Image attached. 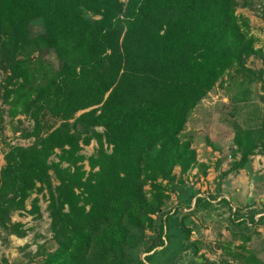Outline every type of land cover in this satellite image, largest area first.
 Returning <instances> with one entry per match:
<instances>
[{
    "label": "trees",
    "instance_id": "16d2710c",
    "mask_svg": "<svg viewBox=\"0 0 264 264\" xmlns=\"http://www.w3.org/2000/svg\"><path fill=\"white\" fill-rule=\"evenodd\" d=\"M121 1L0 0V68L8 73L0 112V140L7 146L0 227L24 237L5 225L7 219L24 211L32 195L46 192L51 237L37 247L38 264H129V252L141 246L146 256L138 264H154L168 244L167 219L152 218L167 199L162 182L171 181L174 168L185 174L196 163L190 140L181 137L188 115L230 69L262 82L261 72L256 76L245 67L247 58L261 52L249 21L236 14L235 0ZM259 16L264 25V7ZM35 20L49 43L72 47L58 70L33 57L41 53L32 42ZM2 113L32 121L22 135L32 145L5 142ZM47 116L61 124L45 132ZM255 126L242 130L233 124L239 160L231 171L243 169L264 144V116ZM91 137L100 149L86 158L80 144ZM53 156L57 163L50 162ZM38 202H31L30 215L39 213ZM211 208L196 198L191 212ZM262 213L251 209L244 217L234 211L228 221L262 225ZM183 232L188 241L189 231ZM199 244L186 248L196 255ZM233 261L262 264L254 256Z\"/></svg>",
    "mask_w": 264,
    "mask_h": 264
},
{
    "label": "rangeland",
    "instance_id": "374dc122",
    "mask_svg": "<svg viewBox=\"0 0 264 264\" xmlns=\"http://www.w3.org/2000/svg\"><path fill=\"white\" fill-rule=\"evenodd\" d=\"M235 1L236 14L249 21L250 36L255 40L254 48L261 52V55L247 58L245 67L256 76L261 72L262 82L247 77L235 68L230 69L188 115L181 137L184 141L190 140L191 148L196 154V163L185 174H181L178 167L174 168L171 181L162 182L167 199L163 201L159 216L152 218L167 219L168 244L164 252L156 254L154 264H201L204 260L215 264L227 260L228 264H239L233 261V256L238 259L254 256L264 264V223L236 226L237 223H245L246 218L234 223L228 221L234 211L245 217L249 210L258 209L262 210L261 216H264V144L256 148L243 169L230 170L232 164L239 160V155H234L236 145L233 124L242 130L252 129L264 116V25L259 16L264 0ZM121 2L125 3L126 0ZM35 21L30 26L32 42L41 53L33 57L58 70L60 62L69 56L72 47L49 43L44 36L42 24ZM7 76L8 73L0 68V112L5 110L3 86ZM238 98L243 99L237 100ZM2 114V137L5 142L10 146L32 145L33 140L22 137L31 131L32 121L21 113L13 117ZM60 124L59 120L47 116L45 132ZM95 131L101 137L104 134L102 128ZM100 140L102 148L109 153L110 147L106 145L104 138ZM80 147V154L88 158L96 154L100 144L91 137L88 145L80 144ZM6 152L7 146L0 140V170L5 164L3 157ZM56 153L59 155L58 151ZM50 162L57 163L58 157H51ZM84 171L89 172L87 162H84ZM52 185H57L55 179H52ZM145 190L149 191V188L146 187ZM35 198L39 199V213L30 215L31 202ZM196 198L209 201L211 210L191 212ZM222 200L226 204L221 203ZM47 204L46 192L34 194L27 200L24 211L7 219L5 225L11 227L13 232H25L22 238L8 235L0 227V264H38L39 261L35 258L37 247L49 242L51 237L48 232L50 221L46 212ZM256 217L255 221L260 216ZM184 229L190 233L188 241L184 239ZM258 230H261L260 233ZM146 236L149 238L152 234L148 231ZM246 237L250 238L248 242L244 241ZM195 241L200 243L196 255L191 247L186 248L187 244ZM144 248L141 246L129 252V264L144 261ZM228 252L230 256L227 255Z\"/></svg>",
    "mask_w": 264,
    "mask_h": 264
},
{
    "label": "crops",
    "instance_id": "0c3cea01",
    "mask_svg": "<svg viewBox=\"0 0 264 264\" xmlns=\"http://www.w3.org/2000/svg\"><path fill=\"white\" fill-rule=\"evenodd\" d=\"M256 218H257V217H255V219H254V220H256ZM260 231H261V230H258V232H259V233H260Z\"/></svg>",
    "mask_w": 264,
    "mask_h": 264
}]
</instances>
